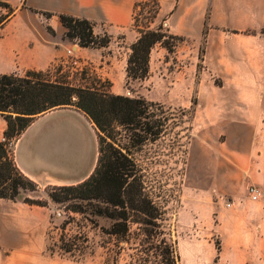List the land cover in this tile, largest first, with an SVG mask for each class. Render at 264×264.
Returning a JSON list of instances; mask_svg holds the SVG:
<instances>
[{"label":"crops","instance_id":"0c3cea01","mask_svg":"<svg viewBox=\"0 0 264 264\" xmlns=\"http://www.w3.org/2000/svg\"><path fill=\"white\" fill-rule=\"evenodd\" d=\"M2 1L17 11L0 27V74L47 70L66 57L65 53L71 47L76 50V55L85 54L91 61L100 53L107 71V68H113L116 55L113 57L114 53L109 52L104 56L103 51H110L114 39L123 35L127 52L122 77L123 81L127 80L131 45L139 37L132 25L133 9L140 0ZM160 2V18H166L165 24L170 32L196 42L181 70L190 75L189 82L196 84L195 97L204 107L211 92L217 99L211 107L213 127L234 130L226 139L237 148L231 159L236 188L239 190L248 178L252 182L257 173L261 186H264V0ZM42 12H50L52 17L46 18ZM59 14L91 20L94 29L110 35L112 41L102 48L76 45L65 38L66 28ZM202 38L204 44L200 53L198 43ZM165 51L160 47L159 54L165 56ZM110 79L112 93L127 94L126 88L117 90L118 83L114 78ZM217 80L220 83L216 84ZM7 127L6 119L0 117V140ZM97 131L92 119L76 107L51 109L37 116L15 138L14 162L26 176L38 183L42 191L50 186L81 183L95 172L98 165L100 145ZM254 131L259 133L255 144L260 145L256 156L249 147ZM23 195L37 197L34 192ZM47 208L0 198V264H84L46 252ZM258 220L264 245V203ZM224 255L225 251H221L216 262L213 252L195 250L182 264H224ZM231 256H235V264H251L249 255L242 250H233Z\"/></svg>","mask_w":264,"mask_h":264},{"label":"rangeland","instance_id":"374dc122","mask_svg":"<svg viewBox=\"0 0 264 264\" xmlns=\"http://www.w3.org/2000/svg\"><path fill=\"white\" fill-rule=\"evenodd\" d=\"M6 12V8L0 7V15ZM146 15L147 13H144L140 19L142 25L148 23ZM161 20L159 18L157 21ZM94 31L102 38L105 35L100 30ZM70 41L79 45L75 39ZM195 44L192 39L185 38L176 47L175 52L169 53L166 49L165 56L159 54L162 47L159 44L151 53L149 77L140 81H123L127 41L123 35H119L111 44L112 49L103 51L104 56H108L109 52L114 53L113 57L116 55L112 69L107 68L106 71L105 64L101 62L105 59L100 53L94 61L79 53L77 56L85 64L83 71L62 65L65 58L63 57L54 63L50 78L56 80L61 79L63 75H70L75 84L95 83L101 90L109 92L113 85L110 78H114L118 83L115 88H126V96L144 97L148 101L163 105V108H152V116L149 118L150 121L155 118L165 119L166 130L163 137L156 142L147 140L138 145L135 156L140 165L139 174L145 182L146 191L156 201L162 214L159 221L161 228L156 229L161 232L158 238L172 237L177 240L181 264L182 261L186 262L187 258L190 259L189 255L195 250L208 254L213 252L217 257L218 247L225 251L224 264H235L236 258L231 256L235 249L248 254L251 264H264V245L258 220L264 201H252L248 195L250 185H262L260 174L257 173L252 182L248 181V178L239 190L236 188L234 163L231 159L237 148L226 139L234 130L213 127L214 123L210 121L211 107L217 100L216 97L210 92L208 101L202 107L200 99L195 97L196 84L189 82V74L181 72L193 53ZM198 44L202 53L204 38ZM26 72L23 71L19 75H25ZM217 83L220 82L217 80ZM191 93H194L193 97ZM116 132L122 144L130 143L132 129L119 126ZM256 134L259 136V133L254 131L253 142L249 144L254 156L260 152V145L255 144L256 139L259 140V137H255ZM252 170L251 168L250 173ZM246 175L248 176L247 173ZM34 194L36 198L48 200L49 208L45 209L46 246L49 245L56 256L61 257L59 254L63 250L60 248L61 231L54 227H59L71 216L75 221L68 225L67 234L86 236L89 242L77 241L82 252L75 248L67 253L68 256H81L84 264H115L116 259L117 264H136L140 246L122 242L119 256V248L114 244L116 241L106 233L111 228L112 220L95 215L88 203L83 204L84 213H74L66 210L67 203L52 202L46 189L37 190ZM228 202L232 203L230 207L227 206ZM139 226L134 224L132 228L133 242L137 243L145 237ZM50 229L51 236L48 238ZM143 246L151 248L153 243ZM46 252L49 253L47 250ZM154 260L153 257L152 261Z\"/></svg>","mask_w":264,"mask_h":264},{"label":"trees","instance_id":"16d2710c","mask_svg":"<svg viewBox=\"0 0 264 264\" xmlns=\"http://www.w3.org/2000/svg\"><path fill=\"white\" fill-rule=\"evenodd\" d=\"M0 7L7 12L0 15V27L17 11L11 4L0 0ZM160 0L137 1L133 9V27L139 32L138 39L131 45L127 61V80H144L150 73L152 50L160 44L169 53L175 52L176 47L185 37L170 32L166 26V18L160 22ZM147 13V24L140 21ZM46 18L52 17L50 12H42ZM59 19L66 28L65 38L77 40L79 46L85 48L106 47L112 41L107 33L102 38L95 34V24L87 18L69 14H59ZM50 32L53 33L51 27ZM204 34H206L204 32ZM55 64L47 70H28L25 75L17 73L0 74V117L8 123L6 137L19 136L37 116L60 107H76L85 112L95 123L98 132L100 154L95 172L85 181L75 185L50 186L46 188L49 199L57 204H66V210L74 213H84V203H88L95 215L112 220L111 228L106 231L114 244L119 248L121 243L139 245L136 264H181L178 242L172 237L159 239L162 218L156 201L146 191L145 182L139 174L140 165L136 155V147L147 140H160L166 130L165 119L151 118L152 108H163L160 103L148 101L144 97H129L101 90L92 85H78L63 75L61 79L52 80L50 74ZM155 115V114H154ZM119 126L132 129L130 143L122 144L116 135ZM39 185L26 176L10 158L5 144L0 142V198L13 201H23L30 205L48 207V200L24 196V193L36 192ZM75 221L69 217L59 227L60 240L63 250L61 257L73 261H81V256H68L75 248L77 241L89 242L88 237L67 234V227ZM138 224L140 232L145 237L140 242H133L132 228ZM155 229V230H154ZM50 229L47 233L51 236ZM157 241V242H156ZM153 243L151 248L145 247ZM155 243V245H154ZM49 255L55 251L46 246ZM221 248L218 247V262ZM145 255V256H143ZM155 258L152 261V258ZM118 259L115 260V264Z\"/></svg>","mask_w":264,"mask_h":264},{"label":"built area","instance_id":"2783aa9c","mask_svg":"<svg viewBox=\"0 0 264 264\" xmlns=\"http://www.w3.org/2000/svg\"><path fill=\"white\" fill-rule=\"evenodd\" d=\"M62 65L68 66L69 68H75L77 70L83 71L84 63L80 60V58L76 55V50L71 47L67 50V56L62 60ZM71 78V77H70ZM0 142L5 144V148L11 158L13 159V151L15 147V138H8L6 136H2ZM248 195L252 201H264V186L258 185H250L248 187ZM232 205L231 202L227 203V206L230 207Z\"/></svg>","mask_w":264,"mask_h":264}]
</instances>
